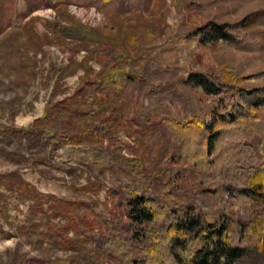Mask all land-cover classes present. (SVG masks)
Returning a JSON list of instances; mask_svg holds the SVG:
<instances>
[{
    "label": "rangeland",
    "instance_id": "obj_1",
    "mask_svg": "<svg viewBox=\"0 0 264 264\" xmlns=\"http://www.w3.org/2000/svg\"><path fill=\"white\" fill-rule=\"evenodd\" d=\"M64 1L65 7H56L52 0H0V126L27 128L45 113L39 125L45 139L59 126L66 127L72 138L71 145L53 151L47 142L30 148L24 141L0 135V176L17 173L30 185L22 189L10 177H0V264H38L43 259L101 264L98 253L113 238L103 221L110 217L121 221L113 232L123 238L125 203L133 191L148 186L137 174L138 163L143 165L140 171L161 179L158 187L168 183L169 173L176 180V188L168 186L172 192L199 209L195 193L200 175L193 170L184 177L185 166L170 164L168 154L178 150L164 121L184 124L190 114L178 100L162 105L154 95L140 105L131 81L142 72L136 59L151 51L165 59L174 52L184 53L183 66L190 69L195 63L207 75H220L222 66L234 77L237 70L245 75L264 70V0ZM258 15L255 20L261 24L237 33L241 45H249L240 50L231 44L212 50L189 37L211 21L231 25ZM78 26L86 33L68 38L60 30L81 29ZM86 35L90 41H84ZM244 56L250 64H245ZM107 75L115 83L100 86ZM85 80L95 89L93 102L79 96L65 108H54L76 94ZM244 85L264 86V78ZM184 88L180 78L164 79L154 80L148 91L167 89L186 101ZM191 91L209 123L213 99L195 88ZM253 144L257 147L258 140ZM215 189L202 195L214 209L220 200ZM254 209L231 205L245 221ZM133 228L141 232L145 226ZM103 259L110 262L104 255Z\"/></svg>",
    "mask_w": 264,
    "mask_h": 264
},
{
    "label": "trees",
    "instance_id": "obj_2",
    "mask_svg": "<svg viewBox=\"0 0 264 264\" xmlns=\"http://www.w3.org/2000/svg\"><path fill=\"white\" fill-rule=\"evenodd\" d=\"M52 2L56 7L66 6L64 0ZM188 5L192 6L191 3ZM259 16L231 25L211 21L195 29L189 37H192L191 41L197 40V45H208L212 50L219 51L224 44H231L235 50H240L242 46L249 45H241L237 33L258 25L260 22H256L255 18ZM78 27L81 29L60 30L68 38L79 36L82 31L86 33L85 28ZM86 36L84 41H90L89 35ZM181 50L179 48L175 51ZM183 54L171 52L166 54L165 59H160L152 51L147 53L136 59L135 64L142 72L138 77H131V81L135 83L141 106L148 97L154 95L156 102L162 105L169 101L176 103L178 100L184 113L190 114L184 124L166 118L164 121L176 138L178 150V154L174 151L168 154L170 164L185 166L187 174L184 173V177L193 170L200 175L198 191L195 193L199 209L195 210L172 192L169 187L176 188V180L169 173L170 178L166 177L168 183H161L158 187L160 178L140 171L143 168L141 163L134 165L137 174L148 186L142 192L133 191V196L125 203L123 215L126 234L123 238L113 232L116 229L115 223L121 221L115 217L103 221L118 242L112 238L110 245L102 250L109 263H104L103 255L98 253L101 261L95 258L101 264H264V86L251 89L244 85L248 80L259 81L264 78V70L248 75L237 70V76L234 77L227 66H222L220 75H207L199 65L192 63L189 72L190 69L181 64ZM245 58V64H250L247 62H251V59ZM111 70L114 76L116 73L114 69ZM178 78L184 83L186 101L178 99L176 94L171 96L166 92L167 89L157 94L148 91V86L154 80ZM111 80L110 75L105 76L100 86L115 83ZM93 88L92 82L83 81V86L76 94L57 103L54 108H65L70 100L74 101L79 96L86 102H93L96 95ZM193 88L213 99L209 123L192 95ZM57 112L60 113V110ZM45 117L44 113L27 128L0 126V135L24 141L30 148H42L46 142L47 146H53V151L71 145L72 138L66 134L68 132L64 126L57 127L54 132L50 131L47 139L43 137L44 130L39 125ZM256 139L257 147L253 144ZM0 177H10L22 189L30 187L22 178H17V173ZM212 186L216 187L212 192L220 196L218 208L215 209L209 199L202 196L210 193ZM233 203L253 206L255 209L252 217L248 221L241 220L231 210ZM85 204L89 206L88 199ZM92 209L100 217L103 216L98 208ZM151 224L157 226L151 229L148 227ZM140 226H145L141 232L133 228ZM37 263L77 264L65 259H43Z\"/></svg>",
    "mask_w": 264,
    "mask_h": 264
}]
</instances>
